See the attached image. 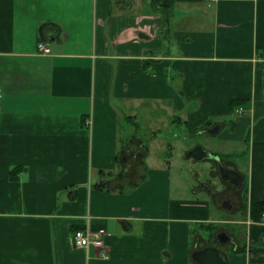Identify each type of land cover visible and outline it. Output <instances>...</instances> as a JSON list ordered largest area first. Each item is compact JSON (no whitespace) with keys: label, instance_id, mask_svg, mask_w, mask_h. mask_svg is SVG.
Masks as SVG:
<instances>
[{"label":"crops","instance_id":"crops-1","mask_svg":"<svg viewBox=\"0 0 264 264\" xmlns=\"http://www.w3.org/2000/svg\"><path fill=\"white\" fill-rule=\"evenodd\" d=\"M0 87V264H264V0H0ZM182 157L241 174L226 206L201 186L239 217L172 194ZM87 227L104 247L74 246Z\"/></svg>","mask_w":264,"mask_h":264},{"label":"rangeland","instance_id":"rangeland-1","mask_svg":"<svg viewBox=\"0 0 264 264\" xmlns=\"http://www.w3.org/2000/svg\"><path fill=\"white\" fill-rule=\"evenodd\" d=\"M182 129V128H181ZM216 136V135H215ZM212 135H209L206 132L200 133L196 132L193 134V136H188L182 134V141L184 139L183 145L188 144L189 146H192L195 143H201L203 146H205L211 153H221L222 151V143L220 142L218 137H215ZM190 141V142H188ZM226 147L229 144H224ZM236 145V144H232ZM239 145L236 147H233L232 150L239 149ZM236 153V152H234ZM235 156H237L235 154ZM241 157V156H239ZM191 163V161H189ZM192 164V163H191ZM194 166H191L190 164L187 165V162L185 159L182 157L181 158V169L180 170H171V182H172V194L176 195L177 192L180 194L179 197L182 199H188L186 197L190 196V199H193L192 195V189L198 188L199 190L197 191L196 198L199 201H204L207 202L209 209H210V214L211 217L212 215L216 219H227V217H239L241 211H235L232 213L227 212L224 208L217 207L215 203V197L212 196V194H208V192L201 187L202 184H210L209 188L212 190V193H221L223 189L226 188V183H224L223 179L221 176L218 174L213 175V171L211 170L213 167H215V162L213 160H200V161H194L193 163ZM189 166L191 168H194V170H190ZM246 172V170H244ZM177 191V192H176ZM244 195V192L243 194ZM224 224V223H223ZM219 224V226L215 227L216 230H225L229 234V228L224 227V225ZM192 229L194 231H198L201 233H205V230H202L199 226L198 223H192ZM193 231V230H192Z\"/></svg>","mask_w":264,"mask_h":264},{"label":"water","instance_id":"water-1","mask_svg":"<svg viewBox=\"0 0 264 264\" xmlns=\"http://www.w3.org/2000/svg\"><path fill=\"white\" fill-rule=\"evenodd\" d=\"M217 127L210 129L214 132ZM188 154H193L198 159L203 157H212L211 154L203 150L200 146H196ZM220 176L223 179H228L233 183H236L238 187L242 185V176L235 170L224 168L219 166ZM217 239L220 242H226L230 239V236L226 234L225 231H220L217 233ZM191 257L198 264H228V255L226 252L222 251L220 248L212 245L204 246L192 252Z\"/></svg>","mask_w":264,"mask_h":264},{"label":"built area","instance_id":"built-area-1","mask_svg":"<svg viewBox=\"0 0 264 264\" xmlns=\"http://www.w3.org/2000/svg\"><path fill=\"white\" fill-rule=\"evenodd\" d=\"M38 50L42 52H48L49 48L43 42L38 43ZM2 96V89L0 87V97ZM244 108L242 105L235 106L234 113L241 114ZM260 220L264 221V210H262L260 214ZM105 231L100 229L97 231H92L88 227L87 228H77L72 232V242L76 247H87L89 245L95 248L104 247L103 235ZM101 256L106 257V253L102 252Z\"/></svg>","mask_w":264,"mask_h":264},{"label":"trees","instance_id":"trees-1","mask_svg":"<svg viewBox=\"0 0 264 264\" xmlns=\"http://www.w3.org/2000/svg\"><path fill=\"white\" fill-rule=\"evenodd\" d=\"M152 1L153 2H158L159 0H152ZM239 102L240 101L237 100V99L231 100L229 102L230 103V107L233 108V107L239 105ZM262 210H264V200H262V201H253L249 205V216L253 220H259Z\"/></svg>","mask_w":264,"mask_h":264},{"label":"flooded vegetation","instance_id":"flooded-vegetation-1","mask_svg":"<svg viewBox=\"0 0 264 264\" xmlns=\"http://www.w3.org/2000/svg\"><path fill=\"white\" fill-rule=\"evenodd\" d=\"M213 157H215V156H213ZM218 165H219V164H218ZM218 169H219V168H218ZM214 172L220 173L219 170H214L213 173H214ZM223 180H224V179H223ZM227 181L230 182V183H232V185H234L235 187L239 188V187L237 186L236 183H233V182H231V181L228 180V179H227ZM209 185H210V184H209ZM201 186H203V187H205V188H207V189L210 190L209 186H208L206 183H205V184H202ZM219 195H220V196H219ZM216 196H217V197H221V203H222V205H223V206H226V205H228V201H229L230 199L233 198V193L230 192V191H228V190H224V189H223V191H221L220 194L217 193Z\"/></svg>","mask_w":264,"mask_h":264}]
</instances>
